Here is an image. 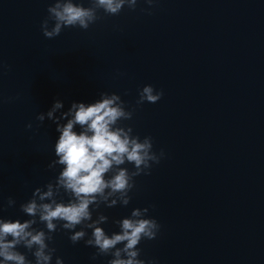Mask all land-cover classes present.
<instances>
[{
  "label": "water",
  "instance_id": "1",
  "mask_svg": "<svg viewBox=\"0 0 264 264\" xmlns=\"http://www.w3.org/2000/svg\"><path fill=\"white\" fill-rule=\"evenodd\" d=\"M52 2L0 0V217L29 219L19 205L60 170L47 168L56 159V125L36 115L56 100L59 115L73 102H95L100 91L116 93L135 109L122 125L151 136L165 157L135 177L128 206L101 205L105 232L148 207L161 227L139 245L146 261L264 264V0H158L151 15L138 0L134 11L101 10L89 29L47 39L40 24ZM147 84L164 95L137 107ZM69 234L53 233L52 264L57 256L63 264H107L111 257L92 260L95 249Z\"/></svg>",
  "mask_w": 264,
  "mask_h": 264
},
{
  "label": "clouds",
  "instance_id": "2",
  "mask_svg": "<svg viewBox=\"0 0 264 264\" xmlns=\"http://www.w3.org/2000/svg\"><path fill=\"white\" fill-rule=\"evenodd\" d=\"M157 2L144 0L149 7L141 11L151 15ZM87 3L84 6L81 0H53L40 24L43 36L55 38L65 28L87 30L102 19L98 14L101 10L106 16L119 15L125 6L134 11L138 0H87ZM98 95L99 99L87 105L73 102L67 112L59 115L56 113L63 104L56 100L46 113L36 115L37 121L43 123L47 117L56 125L59 134L54 144L56 159L47 168L60 170L53 180L36 187L30 199L19 205L29 219L0 217V264H52L56 249L50 244L53 233L61 230L70 233L68 239L73 244L83 241L86 247L94 248L92 260L109 256L107 264H155L153 260L140 258L141 241L156 239L161 227L156 219L148 217V207L133 208L128 217L113 220L119 231L111 234L100 226L109 218L99 209L101 205L128 206L130 193L136 188L135 177L149 175L165 153L163 149L154 151L151 136L141 138L133 134L130 125H122L132 119L135 109H128L120 95L104 91ZM163 95L162 89L144 85L138 90L136 106L157 103ZM25 127L31 129L32 124ZM126 164L132 165L131 170L124 167ZM15 204L11 197L7 199L8 207ZM37 224H43L44 228L34 227ZM77 227L79 230H75ZM87 230H91L90 235ZM20 247L30 252L34 261L20 252ZM55 264H63L62 258L57 256Z\"/></svg>",
  "mask_w": 264,
  "mask_h": 264
}]
</instances>
